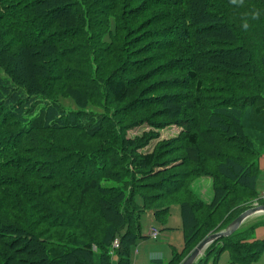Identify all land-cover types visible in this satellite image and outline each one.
<instances>
[{
    "label": "trees",
    "instance_id": "16d2710c",
    "mask_svg": "<svg viewBox=\"0 0 264 264\" xmlns=\"http://www.w3.org/2000/svg\"><path fill=\"white\" fill-rule=\"evenodd\" d=\"M0 73V264H130L172 204L180 264L259 196L264 0H0ZM243 225L194 264L255 263Z\"/></svg>",
    "mask_w": 264,
    "mask_h": 264
},
{
    "label": "rangeland",
    "instance_id": "374dc122",
    "mask_svg": "<svg viewBox=\"0 0 264 264\" xmlns=\"http://www.w3.org/2000/svg\"><path fill=\"white\" fill-rule=\"evenodd\" d=\"M0 76H2V73H0ZM0 79H1V77H0ZM61 103L69 109H74V105L69 100H63L62 99ZM148 129L149 128L146 125L132 128L128 132V136H130V137L138 136L142 132L147 131ZM178 132H179L178 129H176L175 127L165 128V129L160 131V137L162 139H166V138L173 137V136L177 135ZM153 143H154V141L152 142V144L147 149H150L152 147ZM260 157H262V156H260ZM260 157L258 158V161H257L258 168L260 171V173L258 175V180H257L258 191L261 190L260 189L261 185H262L261 180H263V178H264V157H262L261 159H260ZM262 160H263V162H262L263 165L260 163V161H262ZM192 190L200 198L202 197L203 199H205L206 201H204V202L211 200L212 188H211V180L210 179H208L206 177H204V178L202 177L200 179L195 180L192 184ZM135 202L137 205L141 206L142 205L141 196H136ZM262 202L264 203V200H262ZM250 206H252V205H250ZM151 216H152L151 211H148L141 216V219H140L141 228L143 227V229L146 230L148 227H153L152 229L156 230V232L158 233V237L156 240L151 239L149 237L145 238V239H140L138 242H141V245L139 246L137 244L138 243L137 242L136 245L131 248L130 264H135V249H138V248H139V252L137 255V260L144 262V261H146V258L147 259L150 258L151 255L160 256L163 261L168 260L172 247L177 251L181 250L183 247V232L181 229L182 220L180 217L178 205L172 204L170 206L169 217L167 218V221L164 225H160V224L156 223L153 220V217H151ZM246 223H244L241 230H245L246 226L248 227L251 224V222L249 224H246ZM162 227L163 228L166 227V228L170 229V232H169L170 237H169L168 243L163 238ZM254 236L257 239L258 238H264V226H258V228L256 229V232H254ZM110 249H111L110 250L111 251L110 264H116V262H117L116 256L113 255L114 253L112 252V248H110ZM167 253H169V254H167ZM95 259H96V257H95ZM226 262H227V253H224L221 255L219 263L225 264ZM255 264H264V253L256 260Z\"/></svg>",
    "mask_w": 264,
    "mask_h": 264
},
{
    "label": "water",
    "instance_id": "95a60500",
    "mask_svg": "<svg viewBox=\"0 0 264 264\" xmlns=\"http://www.w3.org/2000/svg\"><path fill=\"white\" fill-rule=\"evenodd\" d=\"M262 214H264L263 203L249 207L240 213L236 218H234L224 229L206 235L195 245V247L187 254V256L183 258L180 264H194L211 243L221 238L229 237L235 231H237L246 220Z\"/></svg>",
    "mask_w": 264,
    "mask_h": 264
},
{
    "label": "crops",
    "instance_id": "0c3cea01",
    "mask_svg": "<svg viewBox=\"0 0 264 264\" xmlns=\"http://www.w3.org/2000/svg\"><path fill=\"white\" fill-rule=\"evenodd\" d=\"M169 127H175L176 129H178V131L180 132V130H181V128L180 127H178V126H176V125H171V126H169ZM169 127H166V128H169ZM149 128V127H148ZM165 129V128H164ZM163 130V129H162ZM160 131L161 130H159V137H160ZM178 132V133H179ZM176 136V135H175ZM175 136H173V137H175ZM169 138H171V137H169ZM160 139H162L161 137H160ZM262 157H264V155H262ZM262 157H260V159L262 158ZM262 162H263V160L262 161H260V163L262 164ZM263 165V164H262ZM206 178H208V179H210L211 180V188H212V197H213V182H212V178H210L209 176H205ZM200 178H202V177H199V178H196L195 180H197V179H200ZM204 178V177H203ZM195 180H193L191 183H190V189L192 190V184H193V182L195 181ZM261 190L260 191H258V194L259 195H263L264 194V178H263V180H261ZM258 185V184H257ZM257 190H258V188H257ZM193 191V190H192ZM197 195V194H196ZM197 197L202 201V202H204V201H206L205 199H203L202 197L200 198L198 195H197ZM212 197H211V200H212ZM210 200V201H211ZM262 200H264V199H260L259 201L261 202V203H263L262 202ZM210 201H207V202H204V203H209ZM264 204V203H263ZM151 217H153V216H151ZM148 219V218H147ZM154 220V219H153ZM264 222V214H262V215H258V216H254V217H251V218H249L248 220H246L245 222H247L246 224H249L250 222H251V224L252 223H255L256 222V224H258V225H256V227H255V229H254V232H256V229L258 228V226H264L262 223H260V222ZM244 222V223H245ZM152 228L153 227H148L146 230H144L143 229V227L141 228L142 229V232H141V234H142V236H143V238L142 239H145V238H150V230H152ZM162 230H163V238L166 240V242L168 243L169 242V232H170V229L169 228H166V227H162ZM254 232H253V239H256V240H261V239H263V238H255V236H254ZM139 246L141 245V242H138L137 243ZM173 250H175L173 247L171 248V253H170V255H169V259L168 260H165V261H163L162 259H161V257L160 256H157V255H151L150 256V258H146V261H144V262H141V261H138L137 260V255H138V252H139V248L138 249H135V264H151V262H153V261H160V262H162V264H168L169 263V261L172 259V251ZM177 251V250H176ZM177 252H180V250L179 251H177ZM224 253H227V252H224ZM224 253H222V254H224ZM264 253V252H263ZM262 253V254H263ZM167 254H169V253H167ZM221 254V255H222ZM261 254V255H262ZM114 255V254H113ZM220 258H221V256L219 257V260H218V264H221V263H219V261H220ZM117 259V258H116ZM229 263V255H228V253H227V262L225 263V264H228ZM255 264V263H254Z\"/></svg>",
    "mask_w": 264,
    "mask_h": 264
},
{
    "label": "built area",
    "instance_id": "2783aa9c",
    "mask_svg": "<svg viewBox=\"0 0 264 264\" xmlns=\"http://www.w3.org/2000/svg\"><path fill=\"white\" fill-rule=\"evenodd\" d=\"M260 199H264V194L263 195H259L258 196V198H256L255 200H253L252 202H251V205L252 206H255V205H257L258 203H259V200ZM150 238L151 239H154V240H156L157 239V237H158V233L156 232V230H154V229H152L151 231H150ZM118 241L115 239L113 242H112V250H115V249H117L118 248Z\"/></svg>",
    "mask_w": 264,
    "mask_h": 264
},
{
    "label": "clouds",
    "instance_id": "9594fccd",
    "mask_svg": "<svg viewBox=\"0 0 264 264\" xmlns=\"http://www.w3.org/2000/svg\"><path fill=\"white\" fill-rule=\"evenodd\" d=\"M245 27H247V25H245Z\"/></svg>",
    "mask_w": 264,
    "mask_h": 264
}]
</instances>
